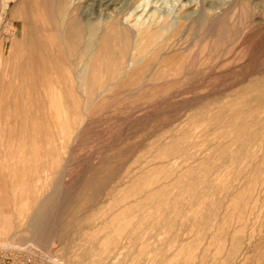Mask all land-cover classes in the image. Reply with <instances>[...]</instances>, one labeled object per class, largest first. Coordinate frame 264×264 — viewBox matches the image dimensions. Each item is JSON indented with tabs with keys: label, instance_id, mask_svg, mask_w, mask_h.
I'll return each instance as SVG.
<instances>
[{
	"label": "rangeland",
	"instance_id": "374dc122",
	"mask_svg": "<svg viewBox=\"0 0 264 264\" xmlns=\"http://www.w3.org/2000/svg\"><path fill=\"white\" fill-rule=\"evenodd\" d=\"M54 2L0 0V264H264V0L96 9L67 48Z\"/></svg>",
	"mask_w": 264,
	"mask_h": 264
},
{
	"label": "bare ground",
	"instance_id": "6f19581e",
	"mask_svg": "<svg viewBox=\"0 0 264 264\" xmlns=\"http://www.w3.org/2000/svg\"><path fill=\"white\" fill-rule=\"evenodd\" d=\"M54 1H55L54 3L56 4L55 6L56 12H54L55 23L51 31L53 33H58L61 35V41L59 45L60 47L67 48V40L69 38L71 40L75 39L78 42V47H79L83 45L88 38L93 39L94 37L97 36L98 29L96 28V24H95L96 19H94L95 17L93 18L94 14H96L95 11L96 9L99 12V16L107 12L106 15L109 18H112L110 16H113V18H115L114 15L123 17L125 10L128 9L127 7L130 4H132L134 0H54ZM84 3H87L88 6H86L84 10L81 12L80 7L81 4ZM119 5H122L121 9L117 8ZM91 45L92 44H88V48H91L92 47Z\"/></svg>",
	"mask_w": 264,
	"mask_h": 264
}]
</instances>
